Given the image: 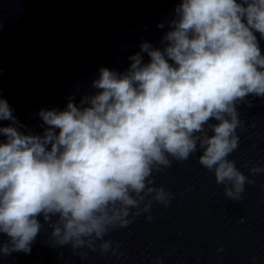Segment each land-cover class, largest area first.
<instances>
[{"label": "clouds", "instance_id": "1", "mask_svg": "<svg viewBox=\"0 0 264 264\" xmlns=\"http://www.w3.org/2000/svg\"><path fill=\"white\" fill-rule=\"evenodd\" d=\"M167 23L161 46L144 40L123 71L101 66L78 103L41 107V133L22 130L0 96V120L10 121L0 124V253L30 252L44 223L54 247L116 253L106 234L151 219L153 201L174 195L153 173L198 149L228 197L255 183L229 154L244 126L238 105L264 99V0H179Z\"/></svg>", "mask_w": 264, "mask_h": 264}, {"label": "water", "instance_id": "2", "mask_svg": "<svg viewBox=\"0 0 264 264\" xmlns=\"http://www.w3.org/2000/svg\"><path fill=\"white\" fill-rule=\"evenodd\" d=\"M178 2L0 0V96L27 125L22 130L41 133V107L62 109L70 95L78 103L95 91L92 80L101 66L123 71L144 40L161 46ZM261 45L264 50V40ZM250 98L252 106L238 105L244 126L238 127L240 142L229 154L255 179L246 182L240 200L225 194L214 171L200 163L198 149L153 173L154 183L174 195L167 205L153 201L151 219L144 212L108 232L105 238L119 245L116 253L85 246L78 250L87 252L82 258L68 245L54 247L44 223L30 252L0 253V264H157L156 257L164 264H253V255L254 264H264V172L250 171L264 163V99ZM5 239L0 233V242Z\"/></svg>", "mask_w": 264, "mask_h": 264}]
</instances>
